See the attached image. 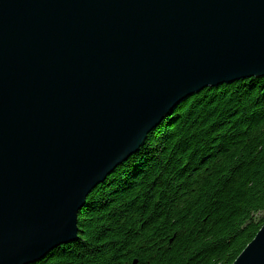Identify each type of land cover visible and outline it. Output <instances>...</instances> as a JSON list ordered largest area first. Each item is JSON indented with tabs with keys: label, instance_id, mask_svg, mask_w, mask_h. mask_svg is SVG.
<instances>
[{
	"label": "water",
	"instance_id": "95a60500",
	"mask_svg": "<svg viewBox=\"0 0 264 264\" xmlns=\"http://www.w3.org/2000/svg\"><path fill=\"white\" fill-rule=\"evenodd\" d=\"M260 77L264 0H0V264L76 241L175 108ZM234 264H264V225Z\"/></svg>",
	"mask_w": 264,
	"mask_h": 264
},
{
	"label": "trees",
	"instance_id": "16d2710c",
	"mask_svg": "<svg viewBox=\"0 0 264 264\" xmlns=\"http://www.w3.org/2000/svg\"><path fill=\"white\" fill-rule=\"evenodd\" d=\"M264 225V77L206 88L88 197L35 264H234Z\"/></svg>",
	"mask_w": 264,
	"mask_h": 264
}]
</instances>
